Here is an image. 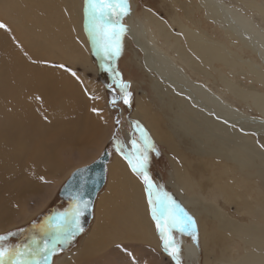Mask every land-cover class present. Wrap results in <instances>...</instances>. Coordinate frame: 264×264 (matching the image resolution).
<instances>
[{"label":"bare ground","instance_id":"6f19581e","mask_svg":"<svg viewBox=\"0 0 264 264\" xmlns=\"http://www.w3.org/2000/svg\"><path fill=\"white\" fill-rule=\"evenodd\" d=\"M131 1L125 24L119 22L125 29L122 34L144 54L145 67L160 76L156 85L159 94L166 98L168 105L176 106L174 128H183L184 135L195 141L192 153L198 163H203L199 162V156L205 158L206 163L202 165L206 174L196 176L201 183L206 181L210 185L205 194L199 189L201 183H194L181 166L173 163L170 173L173 185L179 189L176 197L190 207V215L198 222L200 240L197 233L195 239L190 233V240L182 242L179 255L175 250H166L164 239L174 238L165 215L160 217L157 211L160 230L157 220L153 219V211L158 208L157 185L146 169L150 182L155 185L151 189L150 205L145 180L137 181L127 163L114 155L105 164V181L93 203L89 227L77 246L65 252L58 264H177V261L179 264H211V257L212 261L219 262L217 252L207 251L204 246L216 242L214 223L218 232L226 235L231 245L229 252L236 253L237 246L243 252L228 264H264V164L254 163L259 150L250 137L239 135L231 128V125H240L236 120H241L239 116L243 114L221 98L218 87L214 92L205 84L207 79L211 84L216 82L208 69L223 73L224 69H230L227 75H233L231 69L238 71L241 64L254 73V81L256 75L257 85L264 84V3L253 0L254 4H250L247 0L250 3L244 1L242 8L232 9L234 7L224 4L223 0H183L180 7L187 10L184 18L190 26L178 22V32L173 34L150 10L143 9L141 20L133 21L137 7ZM193 12L202 13V17L235 46V51L226 49L220 35L219 39L211 38L199 29V21L195 24L191 19ZM111 18L119 19L114 13ZM0 23L6 26L1 30L11 36L10 42L4 39L0 44L2 233L39 216L53 203L60 185L74 170L88 168L96 162L101 152L106 151L103 148L113 124L106 119L107 112L101 103L104 99L94 88L95 82L90 80L86 86L90 92H97L98 101L94 100V95L88 101L81 96V87L63 71L64 66L73 69L78 65L101 70L96 65L105 62L103 55L97 54L89 35L88 0H0ZM113 31L111 26L107 28V32ZM243 47L257 62L241 59L239 49ZM176 55L192 72V77H199L204 83L185 75ZM111 62L113 65L108 67L112 72L115 68L113 75L120 90L123 81L115 59ZM257 68L263 74L260 75ZM220 83L223 91L241 102L249 100V106L264 116L262 93L250 88L240 89L226 79ZM129 107L130 118L141 120L156 141L169 151L176 150L170 134L174 131L163 130L157 115L147 111L141 100ZM127 121L131 129L124 133L127 147L135 156L137 149L142 154V148L133 139L135 123ZM67 169L65 176L60 177L59 172ZM247 183L251 185L249 190H246ZM180 188L189 196H183ZM238 192L245 196L241 202L237 201ZM218 196L226 203L235 202L234 210L245 218H229L225 208L222 209V202L218 204ZM82 206L80 199L84 229L91 213L86 217ZM206 220L209 223L205 224ZM162 232L164 239H161Z\"/></svg>","mask_w":264,"mask_h":264},{"label":"rangeland","instance_id":"374dc122","mask_svg":"<svg viewBox=\"0 0 264 264\" xmlns=\"http://www.w3.org/2000/svg\"><path fill=\"white\" fill-rule=\"evenodd\" d=\"M129 1L130 0H128V2ZM132 1L133 3H135L137 7L136 11L134 12L135 14H133L134 16L133 21L136 18L141 20V18L143 17V9L144 10L146 9V10H150L152 14L156 15L161 20H163L165 24H167L168 28L170 27L169 29L173 34H177L178 32L176 23L178 22L185 23L184 17L186 15L187 10H185L184 6L180 7V4L183 2V0H132ZM244 1H246L247 3H250L249 1H251L250 4H254L253 0H249V1L223 0L222 2L228 6L230 5L231 7H234L232 9H236L235 7L242 8V6L246 4ZM254 1L256 3H264V0H254ZM254 12L256 13V11ZM125 16L126 15L119 17V22L123 25L125 24L124 21ZM192 16L193 17H191V19L194 21L195 24L198 23L197 21H199V25H198L199 29L201 28L202 30L206 31V33H208L207 35L211 36V38H218L220 35L222 41L224 40V42L222 43H224L226 49L228 50L232 49L231 51H235V46L233 44H229V41L226 40L224 34H221V32L216 27L213 28L212 23L206 21L202 17V13L193 12ZM185 24L187 26H190V24L187 22ZM10 38L11 36L7 32L1 30L0 28V44L2 41H4V39H7V41L10 42ZM118 40L121 47H120L119 55L115 58V64L118 73H120L121 81H123V83H127L130 86L128 89V92L131 93V96L128 97V99L130 100V106L133 104L134 105L137 104L138 101L141 100V103L145 105L147 111L155 113L157 115L161 123L160 127L163 130H165L166 132L167 130L168 131L173 130L174 133L170 132V134L173 137V143H174L173 146L174 148H176V150L174 149L173 151H169L162 143L160 144L159 142L156 141L154 136L151 134L150 130L143 124L141 120L136 119L134 117L130 118V107L129 105L123 103L121 91L117 88V81L114 78L115 76L111 75V68L108 67L109 66L108 63L102 62V64L100 63L97 64L96 66L101 68V70H98L97 68L94 69L93 66L89 68L88 67L84 68L78 65L73 69L64 66L63 71H65L67 75L70 74L68 76L73 78V81L78 84V87H81L80 88L81 96L83 95L86 100L88 101L91 100L92 95H94V100L98 101L97 99L98 95L103 96L101 97V99L103 98L104 100L101 103L104 105L103 106L104 110H106L107 112L106 119L111 121L113 124V131L110 135V138L108 139V142L106 143V146H104L103 148L104 150L107 151L109 155V160L107 161V163L111 160V158L114 155H118L123 161L127 163L131 173L136 177V180L139 182L140 181L144 182V178H143L144 173L137 174L136 172H134L132 170V167L129 166L128 159L125 158L126 156H130V158L133 161V164L136 165L137 168H139L136 156L133 155L127 147L125 141V134H124L125 131H129L130 129L128 126L127 119H130L133 123H135L133 139H135L139 147L142 148V152H143L142 154L147 155V170L150 173L152 180L155 182V184L158 187L157 194L160 196L166 193L167 196L170 197V200L166 201L169 207V212L165 214L166 217L165 222L167 225H169L174 240L178 241L177 247L179 248V253H180L182 249V242L186 239L190 240L191 234L190 232L180 231V227L183 221V216L177 215L174 218L172 212L173 211L178 212L179 209H183V212L187 213V215L190 216L192 220L195 221L194 231L195 233L198 234V239H199V233L197 229L198 222L195 219V216L190 215L188 211L190 210V207H188L186 204L181 202L179 198L176 197L175 192L179 191V189L176 188L175 185H173V181H171L172 178V174H170L172 173L171 168L173 163L175 165L181 166L184 170H186V173L188 172L187 173L188 176L193 178L192 180L194 181V183L196 184L198 182L201 183L199 178H197L196 176H198L197 173L204 175L206 174L203 166L206 163L205 158L199 156L200 158V159L198 158L199 162L200 160H202L203 163H198L197 158L192 153L195 151V146H196L195 141L192 139L189 140L186 137V135H184V131H182L183 128L181 129L180 127L177 126L174 128L173 125H175V123L172 120L173 117L175 116L174 114H176V106H174V104L168 105L166 98L163 97V95L159 94L156 85L159 84L158 81L160 80V76L155 75L153 72H151L145 67L144 62H142V60L144 61V54H142L136 48V46L133 44V42L129 40L128 36L125 33L121 34ZM239 51L240 53L242 52L241 55L239 53L242 60H247L249 62L250 61L249 59H251L254 62H257L254 56L250 54L248 49L245 50V47L239 49ZM175 57L179 61V66H181V69L185 71L184 73L185 75L191 77V79L199 83L200 82L204 83L203 79L199 77H192V75L190 74L192 72L187 69L186 65L181 61V59L177 55ZM90 61L93 64V61L92 60ZM55 68H57L56 65ZM106 68L108 69L107 71L105 70ZM237 69L238 71L235 68L231 69L233 75H227V70L229 71L230 69H224V73L221 70L219 72H214L211 69H208V72L210 71L209 75H211L212 79L214 78L213 80H215L216 82L215 84L214 83L211 84L210 79L209 80L207 79V82L205 84L209 85L212 91L214 92H216L217 89L219 88V93L221 92L220 93L221 98L224 97L223 99L228 104H230L231 107H233L232 108L233 110L243 114L239 116L241 120L239 121L238 119L236 120L237 122H240V125H231V128L236 129L237 134L239 135L250 137V139L253 141V146L254 147L256 146L255 149L260 151V152L258 151L259 156L258 155L255 156L256 159H254L255 160L254 163L257 164V162L259 161L258 165L262 163L264 164V162H261V159L264 158V116L261 115L262 114L261 112L255 110V108L253 109L251 105L249 106V102H248L249 100H246L247 103L241 102L240 99H236L230 93L223 91V87L220 81L224 79L230 80V82H233L240 89L247 90V88L248 89L250 88L251 90L253 91L255 90V92L262 93L263 95H264V84L258 83L259 85H257L256 75L254 81V73L251 74L250 70L242 66V64H241V68H237ZM257 70L260 75L264 73L262 70L258 68ZM248 72H250L249 74H251L252 76L249 75ZM220 74L223 75L224 77L223 76L221 77ZM90 80L95 82L94 88L96 87L99 90L98 95L97 92H93V91L90 92V90L86 86L87 82ZM236 83L237 84L239 83L240 85L239 84L237 85ZM223 86L225 87V84H223ZM113 100H115V103H113ZM168 106L171 110L167 108ZM126 116L127 118H125ZM255 131H259V132H255ZM145 136L147 137L148 144H145L144 141ZM148 145H151V147H149ZM101 155L102 152L98 157V159L101 157ZM180 157L181 158L183 157V160ZM76 170H79V168ZM76 170H74L70 174V176L60 185V188L57 192L56 198L53 201V203H51V205L48 206L47 209L43 210L39 216L35 217L30 222H27L23 226L0 233V236L8 237V239L3 242L6 248L11 249L17 245L23 246L25 243L28 242V239H30L33 235H36L38 233V229L40 227H43L47 224L50 217H56L60 213L69 211L68 202L65 201L62 197H60L58 193L60 189L63 187V185L67 182V180ZM67 171L68 169L64 172H59L60 177H64ZM105 177H106V173H105ZM195 186L197 187V185ZM245 186H246V190H249L251 187L249 183H247ZM174 187L176 188V191H174L175 190ZM208 187H210V185L206 183V181H202L201 187L199 189L201 190V193L204 192L203 194H205L207 192ZM180 191L183 193V196L185 197L189 196V193H186L183 189L180 188ZM243 192L237 193L239 197L238 198L239 200H237L238 202H241L245 197L243 196ZM218 200H219L218 204L220 205L222 202L221 204V206H223L222 209L225 208L224 210H226L228 216L230 215L229 218L236 220H243V218H245V216H240L234 210L235 202L231 204L226 203L227 201H225L224 198L219 196H218ZM173 219H175V227L172 226ZM91 221H92V213L83 231L78 232L75 239L70 244L64 246L62 251H57L54 255H52L50 259V264H58L60 258L65 254V252L71 251L74 247L77 246L79 240L86 232ZM204 222L205 224L209 223L208 220ZM214 233L217 234L216 242H213L212 244H209L207 246L204 245L207 251L214 249L220 258L219 262H215L212 261L214 260V258L211 257V261H210L211 264H218V263L228 264L231 260L236 259L237 257L243 254V252L239 250L237 244H236L237 252L233 254L229 252L228 247L231 245H229L226 235L224 233L218 232L215 223H214ZM172 250H175L176 253L175 248H172Z\"/></svg>","mask_w":264,"mask_h":264},{"label":"snow or ice","instance_id":"6c2138e0","mask_svg":"<svg viewBox=\"0 0 264 264\" xmlns=\"http://www.w3.org/2000/svg\"><path fill=\"white\" fill-rule=\"evenodd\" d=\"M118 10V11H117ZM88 11L90 28L89 35L91 36L94 45L97 48V54L103 55V59L106 63L110 65L111 61L115 59L120 52V44L118 42V37L125 31V29L119 24V19L113 21L111 15L114 13L118 18L127 15L130 12V5L128 0H88ZM99 13V14H97ZM107 17V19H106ZM112 27L113 32L108 33L107 28ZM3 23H0V28H5ZM114 41H116L114 43ZM108 70L107 68L105 69ZM119 75L118 73L116 74ZM129 85L120 83V91L123 98V103L130 106V100L128 97L131 96L130 92H127ZM115 103V100H113ZM143 135V134H142ZM145 144H148L147 137H144ZM151 147V145H148ZM133 147H136L135 141H133ZM128 159L129 166L137 174L144 173L145 180V190L148 192L149 204H152L153 192L152 188L155 187L150 182L147 176V155L140 153L139 149L136 151V159L139 163V168L133 164L130 156H126ZM85 170H80V188H84L87 177L84 174ZM75 175V174H74ZM82 196V191L74 194V210L71 212H64L58 214L56 217H50L47 224L38 229V233L33 235L28 242L23 246H15L14 248L8 249L4 246V241L8 239L7 236H0V264H50V258L57 251H62L63 247L70 244L76 237L78 232H82L80 216L83 214L80 210L79 203ZM158 208L153 211V219L157 220V228L161 229L159 219L157 216V211L159 216L163 217L169 212L167 200L170 197L166 193L158 196ZM85 207L87 205L85 204ZM173 217L177 215L183 216V221L180 227L181 232H190L195 239V221L192 220L187 213L183 212V209L179 211L172 212ZM173 227H175V219H173ZM11 235V234H9ZM161 239H164L162 232ZM178 241L174 239H164V246L166 250L172 248L176 249V254L179 253V248L177 247ZM170 255H174L169 251ZM175 258V255H174ZM179 264V261H177Z\"/></svg>","mask_w":264,"mask_h":264},{"label":"water","instance_id":"95a60500","mask_svg":"<svg viewBox=\"0 0 264 264\" xmlns=\"http://www.w3.org/2000/svg\"><path fill=\"white\" fill-rule=\"evenodd\" d=\"M115 42L116 41H114V43ZM110 64L113 65V62H111ZM113 71L114 72H112L111 70L112 76L114 73H116L115 68L113 69ZM108 158L109 156L107 151H104L101 158L98 159L96 162H94L90 167L88 168L84 167L83 169L81 168V170H85L84 174L87 177L86 184L82 190L80 188V183H81V178L79 174L80 170H76L67 180V182L63 185V187L60 189L58 195L68 202L69 204L68 212H71V210L74 208L73 205L74 200H72L71 197L75 193L82 191V196L80 199L83 202V206L81 208L85 212L86 217L90 215L95 198L105 181V164L108 161ZM85 204L87 205V207H85Z\"/></svg>","mask_w":264,"mask_h":264},{"label":"flooded vegetation","instance_id":"af4514ba","mask_svg":"<svg viewBox=\"0 0 264 264\" xmlns=\"http://www.w3.org/2000/svg\"><path fill=\"white\" fill-rule=\"evenodd\" d=\"M82 220H83L82 217H80V221H81V222H82ZM81 227L83 228L82 224H81ZM50 259H51V258H50Z\"/></svg>","mask_w":264,"mask_h":264}]
</instances>
